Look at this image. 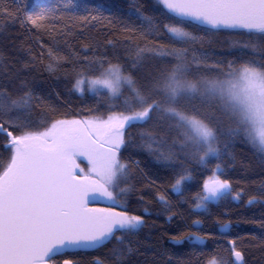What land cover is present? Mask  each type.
I'll return each mask as SVG.
<instances>
[{"label": "snow or ice", "instance_id": "snow-or-ice-1", "mask_svg": "<svg viewBox=\"0 0 264 264\" xmlns=\"http://www.w3.org/2000/svg\"><path fill=\"white\" fill-rule=\"evenodd\" d=\"M156 3L162 6L156 13L163 17L159 31L168 35L171 47H138L131 65L135 71L117 59L106 67L101 64L103 70L95 78L87 80L82 72L77 75L75 91L83 94L82 85L87 83L92 86L88 88L90 92H95L96 86L107 89L113 103L122 99V109L112 111L107 120H61L44 131H34L30 121H20L21 112L32 110L33 93L28 91L13 98L7 90H0V134L6 133L10 138L6 149L12 153L6 165L0 164V264H57L58 258L70 253L97 249L113 238L123 244V237L135 235L143 226L144 217L129 214L121 203L130 191L121 186L126 184L130 170V165L122 161V150L131 142L128 129L154 120L177 129L182 138L175 149V141L166 147V142L158 140L151 131L140 134L143 146L156 162L173 170L172 193L183 196L188 182L194 178L192 170L184 167L188 160L205 168L216 160L202 192L194 198V211L208 212L211 204L229 197L241 198L240 193L233 195L227 179L220 178L223 169L219 161L237 138L264 153V0ZM81 8L91 14L89 10L97 5L75 0H61L55 5L34 2L32 10L25 13L26 23L54 31V21L64 12ZM136 12L140 13V8ZM5 14H11V10L0 8V16ZM83 19L87 20L88 15ZM91 19H97V15L91 14ZM143 19L151 25L148 16ZM192 25L256 35L241 42L240 47L245 50L241 58L225 65L210 60L206 52L195 48L198 37L188 30ZM92 51L95 53V49ZM47 55L51 58L50 72L54 64L71 59L60 55L58 49L50 48ZM222 116L235 122L236 127L224 130ZM12 128L22 129L21 134L14 135ZM89 128L103 130L108 145L103 151ZM78 155L88 157L95 178L81 180L73 174L69 164H74L73 158ZM98 198L120 204L122 210L86 208L90 199ZM156 198L167 208L165 194L157 193ZM254 202V197L248 200L249 205ZM200 224L198 219L192 222L196 227ZM229 227L224 223L221 230ZM191 228L184 235H173L171 242L203 244L205 236ZM130 251L128 248L127 252ZM116 255L122 259L125 249H117ZM232 255L236 264H243L242 253L235 247ZM63 264L75 262L63 259ZM94 264L103 262L97 259ZM209 264H217L216 259Z\"/></svg>", "mask_w": 264, "mask_h": 264}, {"label": "trees", "instance_id": "trees-1", "mask_svg": "<svg viewBox=\"0 0 264 264\" xmlns=\"http://www.w3.org/2000/svg\"><path fill=\"white\" fill-rule=\"evenodd\" d=\"M34 2L55 5L61 0H0V8L11 10V14L0 16V90H7L13 98L24 92L33 93L32 110L30 113L21 112L20 121H30L34 131H44L61 120L108 118L112 111L122 109V99L113 103L105 92H99V95L76 93L73 85L78 73H84L85 79L90 80L103 70L101 64L106 67L109 62L116 63L117 59L126 63L130 71H135L131 65L138 47H171L168 35L159 31L163 17L156 13L162 6L156 0H75L79 4H96L97 8L89 11L97 15V19L92 20L91 14L82 8L73 9L54 21V31L33 28L26 23L25 13L32 10ZM136 8H140V13ZM85 15H88L87 20L83 19ZM143 16H148L151 25L156 27H151ZM188 30L198 37L194 43L196 49L206 52L210 60L225 65L241 58L245 51L240 47L241 42H248L249 35H256L199 25H192ZM109 40L113 42L111 45L107 43ZM50 48L71 58L59 65L54 64L51 72L48 70L51 58L47 55ZM85 56L89 60H85ZM139 75L137 73V78ZM221 119L224 130L236 127L227 116ZM10 130L14 135L22 131L18 128ZM148 131L158 140H164L166 147L175 141V149H178L182 142L177 129L155 120L143 127L128 129L131 142L122 150V161L130 165V170L126 184L121 186L130 191L121 203L129 214L144 217L143 226L135 235L123 237V244L113 238L96 250L58 258L57 264L63 259L73 260L75 264H94L97 259L103 264H209L213 259L217 264H233L229 241H233V247L242 253L243 264H264V153L240 138L231 142L219 161L223 169L220 178L227 179L233 195L240 193L241 198L233 200L229 197L209 205L208 212H198L194 211V198L202 192L204 181L209 179L218 161L212 160L205 168L188 160L184 167L192 170L194 178L188 182L183 196H177L171 191L173 170L157 163L143 146L140 134ZM7 142V138L0 134V164L3 165L12 155L6 149ZM78 164L83 171L87 167V163L81 160ZM2 171L0 168V173ZM157 193L166 195L167 208L157 200ZM253 197L255 202L247 205ZM113 205L116 210H122L120 204ZM197 219L201 224L199 229H194L192 222ZM224 223H230L231 228L222 236L216 229ZM189 226L192 231L205 236V243L201 246L190 241L173 244L171 237L188 233ZM121 247L126 255L117 259L116 252ZM128 248L130 252H127Z\"/></svg>", "mask_w": 264, "mask_h": 264}, {"label": "water", "instance_id": "water-1", "mask_svg": "<svg viewBox=\"0 0 264 264\" xmlns=\"http://www.w3.org/2000/svg\"><path fill=\"white\" fill-rule=\"evenodd\" d=\"M199 26H202V27H205V28H210V27H208V26H206V25H199ZM212 29V28H211ZM222 30H231V29H222ZM237 31V30H236ZM81 122H83V121H81ZM89 131L90 132H92V134L97 138V141H98V144H97V146L99 147V149L101 150V151H103V149L105 148V147H107L108 145H107V143H106V140H105V137H104V135H103V130H98V129H96V128H89ZM1 135H3V136H5L6 138H7V140H8V142H7V145L9 144V142H10V138L7 136V134L5 133V134H1ZM6 145V146H7ZM73 160H74V164H69V167L72 169V171H73V174L74 175H76L79 179H81V180H83V178L84 177H89V176H79L78 175V170H79V164H78V160H81V161H83V162H85V163H88V164H91L90 162H89V159H88V157L87 156H75L74 158H73ZM89 178H92V177H89ZM247 205H249V204H247ZM86 208L87 209H89V210H96V209H101V208H105V199H103V198H98L97 200H89L88 202H87V204H86ZM114 210V209H113ZM116 211H118V210H116ZM229 224V229L228 230H226V231H222L221 230V226L222 225H220V226H218L217 227V229H216V231H217V233L219 234V235H222V236H225V235H227L228 233H229V231H230V228H231V224L230 223H228ZM200 227V226H199ZM199 227H196V226H194V229H199ZM109 242V241H108ZM108 242H106L105 244H107ZM205 243V242H204ZM203 243V244H204ZM104 244V245H105ZM203 244H195V245H198V246H201V245H203ZM103 245V246H104ZM102 247V246H101ZM229 247H230V249H233V244L232 243H229ZM98 248H100V247H98ZM97 248V249H98ZM93 250H96V249H93ZM93 250H87V251H81V252H88V251H93ZM231 260H232V262H233V264H236V261H235V257L231 254ZM61 264H63V262L61 263Z\"/></svg>", "mask_w": 264, "mask_h": 264}, {"label": "rangeland", "instance_id": "rangeland-1", "mask_svg": "<svg viewBox=\"0 0 264 264\" xmlns=\"http://www.w3.org/2000/svg\"><path fill=\"white\" fill-rule=\"evenodd\" d=\"M82 87L84 88V92H88L90 94H94L96 92H105L108 95L107 89H104V88H102L100 86H96L95 92L88 91V88L92 87L90 84L85 83L84 85H82ZM76 93L81 94V93H79L77 91H76ZM103 120H107V118H105ZM87 121H91V122L95 123L97 121V119H94V120L90 119V120H87ZM91 169H92V164H87V167H86V169L84 171L82 169H80V167H79L78 175L79 176H89V177L95 178L94 177V173L91 172ZM105 204L106 205H110V203L107 200H105Z\"/></svg>", "mask_w": 264, "mask_h": 264}, {"label": "flooded vegetation", "instance_id": "flooded-vegetation-1", "mask_svg": "<svg viewBox=\"0 0 264 264\" xmlns=\"http://www.w3.org/2000/svg\"><path fill=\"white\" fill-rule=\"evenodd\" d=\"M106 207H111L112 209H114V210H115V208H114V205H113V204L106 205Z\"/></svg>", "mask_w": 264, "mask_h": 264}, {"label": "bare ground", "instance_id": "bare-ground-1", "mask_svg": "<svg viewBox=\"0 0 264 264\" xmlns=\"http://www.w3.org/2000/svg\"><path fill=\"white\" fill-rule=\"evenodd\" d=\"M194 227V226H193ZM228 244H229V242H228Z\"/></svg>", "mask_w": 264, "mask_h": 264}]
</instances>
